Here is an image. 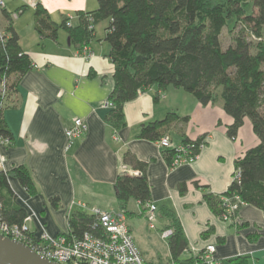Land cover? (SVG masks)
<instances>
[{
	"label": "crops",
	"instance_id": "obj_1",
	"mask_svg": "<svg viewBox=\"0 0 264 264\" xmlns=\"http://www.w3.org/2000/svg\"><path fill=\"white\" fill-rule=\"evenodd\" d=\"M32 0H5L0 9V26L8 21L3 9L14 14L24 8L12 25L19 35L22 49L30 56L33 67L18 82L17 93L6 100L3 110L13 134L10 143L0 139V170L17 165L29 170L36 187L29 193L11 175L9 184L19 203L31 216L28 224L38 237L43 231L57 235L68 229V213L90 212L99 208L120 212L115 180L129 151L146 162L151 202L158 207L155 227L147 220L148 208L130 199L125 220L144 258L154 264H177L171 259L169 237L162 231L169 228V210L181 224L190 251L187 259L208 244H215V256L222 264H237V257H247L248 264H264V213L245 203L236 220L224 221L207 202V196L225 193L236 172L235 162L259 143L249 118L237 137L227 134L233 122L220 103L203 105L182 88L151 85L124 104L126 125L113 129L106 121V102L114 88L115 65L109 58L110 45L104 40L109 20L95 25L93 36L85 46L75 45L69 33L60 28L56 38H42L35 28ZM60 23L68 16L76 22L77 11H93L97 0H36ZM168 113L187 121H172L164 136L173 146L186 138H204L205 146L192 163L172 167L159 140L140 136L142 127L164 119ZM80 117L87 130L67 149L65 129ZM162 138V137H161ZM186 184L185 189L181 185ZM57 197L53 204L50 199ZM84 204L85 206H82Z\"/></svg>",
	"mask_w": 264,
	"mask_h": 264
},
{
	"label": "trees",
	"instance_id": "obj_2",
	"mask_svg": "<svg viewBox=\"0 0 264 264\" xmlns=\"http://www.w3.org/2000/svg\"><path fill=\"white\" fill-rule=\"evenodd\" d=\"M97 1L96 10L77 11L76 22L66 16L60 23L37 2L34 21L42 38H56L58 30L63 28L75 45L85 46L93 36L95 25L109 20L104 40L110 45L108 56L115 65V83L109 95L112 106L105 114V121L115 130L125 126L124 104L151 85L182 88L203 105L220 103L233 118L227 127L232 139L237 137L245 118H249L259 143L236 159L239 176L234 175L227 191L219 196L208 195L207 202L222 215V198L238 194L244 204L255 205L264 213V0ZM248 7L250 11H246ZM3 16L8 24L0 36V139L12 140L3 110L7 98L17 93L19 80L34 65L19 43L12 14L3 9ZM232 18L234 23L229 25ZM238 20L244 21L247 31L234 35L232 43L225 47L221 39L223 29L228 27L232 31ZM252 37L258 41L254 43ZM177 119L187 121L188 116L181 118L168 113L164 119L143 126L140 136L161 139L165 127ZM202 139L186 138L182 143L193 144L192 152L199 154ZM176 153L174 148L166 151L169 163ZM124 161L132 167L122 169L114 184L123 213L130 199L144 206L151 202L146 162L129 151L124 153ZM11 175L31 194L36 192V187L24 165L0 170L1 215L11 223L20 224L27 213L16 202L17 194L9 184ZM185 188L186 184H182L181 189ZM50 201L56 204L58 198ZM166 214L171 218L168 229L173 230L169 236L171 259L177 264H206L203 258L193 254L181 259L184 252L190 251L189 242L174 213L167 210ZM92 221L90 213L75 211L69 225L81 234ZM235 261L248 264L247 257H237Z\"/></svg>",
	"mask_w": 264,
	"mask_h": 264
},
{
	"label": "built area",
	"instance_id": "obj_3",
	"mask_svg": "<svg viewBox=\"0 0 264 264\" xmlns=\"http://www.w3.org/2000/svg\"><path fill=\"white\" fill-rule=\"evenodd\" d=\"M36 0L31 1L33 7L36 6ZM5 7V0H0V9ZM18 13L12 14L17 17ZM4 30L0 26V36H3ZM106 106H112L111 102H106ZM87 130V122L80 117H76L73 123L65 129L67 137V149L80 138ZM4 143H9V138L1 139ZM206 140L203 138L199 143V148L205 146ZM159 145L165 149H176L177 153L170 162L172 167L194 162L199 154L192 152L193 144L181 143L173 146L168 136L159 140ZM4 156L0 155V164L3 163ZM123 164L122 169H127ZM137 172V171H135ZM239 172H235V177ZM224 212L221 219L224 221L236 220L239 208L244 204L238 194L233 196H224L222 198ZM85 206L84 204H81ZM147 220L151 228L155 227L157 205L149 202L147 205ZM2 203L0 201V234L9 238L18 240L32 247L38 254L48 258L50 261L61 264H154L147 261L140 249L136 245L130 229L125 220L123 212H110L99 208L91 209L93 217L89 228L81 234H77L69 225L65 232L57 235H50L43 231L38 237L31 230L28 221L31 216L27 214L23 222L11 223L2 217ZM71 209L68 213V219L71 217ZM172 229L162 231L163 237H169ZM215 244H208L204 249L195 255L203 258L206 264H222V261L215 256ZM199 264V263H195Z\"/></svg>",
	"mask_w": 264,
	"mask_h": 264
},
{
	"label": "water",
	"instance_id": "obj_4",
	"mask_svg": "<svg viewBox=\"0 0 264 264\" xmlns=\"http://www.w3.org/2000/svg\"><path fill=\"white\" fill-rule=\"evenodd\" d=\"M0 264H61L38 254L32 247L0 234Z\"/></svg>",
	"mask_w": 264,
	"mask_h": 264
},
{
	"label": "rangeland",
	"instance_id": "obj_5",
	"mask_svg": "<svg viewBox=\"0 0 264 264\" xmlns=\"http://www.w3.org/2000/svg\"><path fill=\"white\" fill-rule=\"evenodd\" d=\"M250 10H251L250 7H248V10L246 8V11H250ZM241 18H242V16H241ZM233 23H234V18H232L231 21H229V25H232ZM246 31H247V26H245L243 20L236 21L235 26L233 27L232 31L229 30L228 27H225L223 29V33L221 36L223 45L225 47L228 46L230 43H232V38L234 35H236L237 33L246 32ZM252 40L254 41V43L256 41H258L256 37H252Z\"/></svg>",
	"mask_w": 264,
	"mask_h": 264
}]
</instances>
